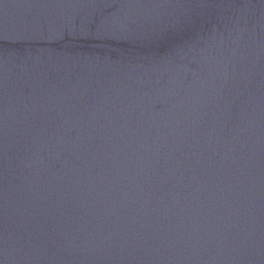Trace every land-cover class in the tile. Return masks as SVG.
Instances as JSON below:
<instances>
[{"label": "water", "instance_id": "obj_1", "mask_svg": "<svg viewBox=\"0 0 264 264\" xmlns=\"http://www.w3.org/2000/svg\"><path fill=\"white\" fill-rule=\"evenodd\" d=\"M264 101V0H0V264H208Z\"/></svg>", "mask_w": 264, "mask_h": 264}]
</instances>
